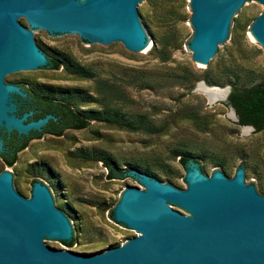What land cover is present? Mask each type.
<instances>
[{
  "label": "water",
  "instance_id": "95a60500",
  "mask_svg": "<svg viewBox=\"0 0 264 264\" xmlns=\"http://www.w3.org/2000/svg\"><path fill=\"white\" fill-rule=\"evenodd\" d=\"M257 3L264 7V0H190L192 61L207 68L232 43L236 17ZM145 6L146 0H0V129L28 135L53 118L27 122L31 113H16L14 97L25 93L11 82L50 71L25 21L55 41L83 39L102 49L123 45L132 55H146L154 39L140 16ZM251 33L264 45V10ZM200 84L226 89L221 102H227L230 87L200 82L195 92ZM186 168L185 191L134 169L132 177L145 190L126 188L112 216L138 236L91 256L55 250L51 240L74 239L75 245V224L44 184L34 182L32 196L24 198L19 180L3 170L0 264H264V196L250 185L244 169L207 177L194 163Z\"/></svg>",
  "mask_w": 264,
  "mask_h": 264
},
{
  "label": "rangeland",
  "instance_id": "374dc122",
  "mask_svg": "<svg viewBox=\"0 0 264 264\" xmlns=\"http://www.w3.org/2000/svg\"><path fill=\"white\" fill-rule=\"evenodd\" d=\"M177 5L180 7L181 16L180 20L173 24L172 30L175 31L178 47L171 49V58L167 63H160L148 53L132 55L123 45L102 49L90 47L89 42L83 39L55 41L52 35H43L32 29L26 21L22 24L32 32L39 45L67 53L81 65L91 68L97 76L117 82L125 90L126 111L145 114L155 126L162 127L159 133L149 134L128 132L90 122L87 129L67 131L61 138L45 136L42 140L30 142L28 147L18 154L17 163L13 168L3 167L0 161V172L8 169L19 180L22 197L30 198L32 183L39 181L49 188L51 195L59 202V208L60 205H65L76 213L78 220L68 216L75 224V245L68 248L62 242L51 240L55 250L91 256L119 247L138 236L114 219L113 210L126 188L145 190L143 183L132 177L134 168H137V161H145L155 168L152 171L154 180L185 191L188 188V168L178 164L179 158L172 159L173 152L181 149V146L192 144L195 147L191 151L193 156L200 154L199 148L203 147L209 156H222L229 162V167L226 168L216 166L207 159L198 160L203 170L196 166L207 177H211L216 171L224 175L228 170L237 172L239 166L244 163L256 168L257 174L250 169H245L244 173L251 178L250 185L254 190L264 196V128L260 133H255L254 130L237 126L230 108L223 105V102L209 103L204 93L194 91L200 82L207 85L203 72L208 66L204 68L192 61L189 43L194 29L190 23V0ZM263 10L264 7L257 3L236 17V22H239L242 30L239 41L241 40L242 48L246 45L245 58H237V63L255 73V84H264V45L253 37L251 29ZM150 41L153 42L151 37ZM231 47L232 43L217 55H223L224 60H227V51ZM233 53L237 56L235 51ZM217 55L209 62L211 66L208 69H211L213 74L219 73L215 69ZM184 67L191 68L198 77L191 92L185 84L167 86L160 90L141 89L132 74L126 75L134 70L167 71L170 68ZM224 81L227 82V79ZM12 83L25 85L30 89L35 85L77 89L90 95L94 90L92 81L67 76L62 67L58 71L50 70L36 77L24 74ZM215 87L224 88L229 85L224 83ZM90 107L97 109L99 106ZM182 109L196 110L205 116L210 122L208 131L200 133L189 123L181 122L176 114ZM78 149L90 155L106 153L117 162L120 171H127L126 177L108 180L102 162H84L78 159L75 156ZM42 163L47 165L51 175L44 173V177H35L28 172L30 165Z\"/></svg>",
  "mask_w": 264,
  "mask_h": 264
},
{
  "label": "trees",
  "instance_id": "16d2710c",
  "mask_svg": "<svg viewBox=\"0 0 264 264\" xmlns=\"http://www.w3.org/2000/svg\"><path fill=\"white\" fill-rule=\"evenodd\" d=\"M184 2L185 0H146L145 9L140 11L141 19L154 39L148 54L153 55L160 63H167L171 58V49L175 50L178 47L175 31L172 30V27L175 22L180 20L181 16L180 7L177 4ZM240 31H242L241 25L236 22L232 31V47L227 51L228 59L224 60L223 55H217L215 69L219 73L213 74L211 69H208L211 66L209 63L208 68L203 72V76L209 86L228 84L230 93L227 102L223 105L234 109L238 117L236 125L251 126L255 133H260L264 128V84L253 83L256 78L255 73L244 69L237 63V58H245L246 53V45L242 48L241 40L239 41V37L242 36ZM37 46L46 55L47 69L58 71L62 67L67 76L78 80L92 81L94 83L93 94L90 95L83 90L55 86L35 85L34 88L30 89L22 85L27 99L18 97L20 104L18 116L32 111L31 120L43 119L47 115H52L53 118L49 120L42 132H32L30 136L20 137L13 133L11 137L21 140V143L12 151L6 149L5 152L0 153V161L3 167L13 168L17 162V153L24 150L30 140L40 139L44 132L61 136L65 130L87 129L90 122L128 132L152 134L161 131L162 127L155 126L145 114L126 111L125 90L117 82L97 76L91 68L81 65L67 53L52 50L42 44ZM233 51L237 53V56L234 55ZM130 74H132L134 81L139 84L138 88L145 90H160L167 86L185 84L188 91L191 92L198 80L197 74L188 67L170 68L167 71L134 70L132 73H126L127 76ZM224 79H227V82ZM30 105L33 107L31 108ZM92 105L99 107L97 109L91 108ZM176 116L181 122L189 123L194 130L200 133L208 131L210 122L196 110L182 109L177 112ZM194 149L192 144L181 146V149L173 152L172 159L179 158L178 164L183 168L194 163L201 171L203 169L198 160L207 159L216 166L229 167V162L224 157L215 154L209 156L208 151L203 147L199 148L200 154L193 156L191 151ZM75 156L84 162L90 160L94 163L102 162L108 180L114 181L126 177L127 171H120L117 162L106 153L90 155L86 151L78 149ZM136 163V167L145 174L152 175V171L155 170L145 161H137ZM239 167L244 170L250 169L251 172L257 174L256 168L247 166V163L241 164ZM28 172L35 177H44V173L51 175L50 170L42 164L30 165ZM262 193L264 194V189H262ZM59 210L78 220L76 213L68 206L60 205ZM62 243L71 248L74 245V239Z\"/></svg>",
  "mask_w": 264,
  "mask_h": 264
},
{
  "label": "flooded vegetation",
  "instance_id": "af4514ba",
  "mask_svg": "<svg viewBox=\"0 0 264 264\" xmlns=\"http://www.w3.org/2000/svg\"><path fill=\"white\" fill-rule=\"evenodd\" d=\"M11 85H14V86H18L20 89H21V91L23 92V93H25L24 91H23V89H22V85H20V84H16V83H12ZM18 97H21V96H15L14 97V102L16 103V105H17V116H18V110H19V108H20V104H19V102H18ZM21 98H23V99H27V95H26V93H25V97H21ZM30 107L32 108L33 106L32 105H30ZM230 109H232L233 111H234V109L232 108V107H230V106H228ZM27 113H31V116H29L28 117V119H27V122H31V121H35V120H31L30 118L32 117V114H33V112L32 111H28ZM234 113H235V111H234ZM235 116H236V118H237V122H238V117H237V115H236V113H235ZM46 117V116H45ZM26 122V123H27ZM49 122V121H48ZM47 122V123H48ZM236 122V123H237ZM46 126V125H45ZM45 126H43L39 131H30L29 132V134L28 135H19L17 132H15V131H12L11 133H8L7 131H5V130H3V129H0V142H1V146H2V150L0 151V153H3V152H5L6 151V149H8L9 151H12V149L13 148H16L20 143H21V140H17V139H15V138H12L11 137V135L13 134V133H16L17 134V136L18 137H20V136H30L31 135V133L32 132H42V129L45 127ZM244 127V126H243ZM249 127H251V126H249ZM67 131H72V130H65L64 132H63V134L61 135V136H55V134H50V133H48V132H44V133H42V135H41V138L40 139H32V140H30V142H32V141H35V140H42L45 136L46 137H51V138H61V137H63V135L65 134V132H67ZM30 142H29V144H30ZM28 144V145H29ZM6 146V147H5ZM28 147V146H27ZM26 147V148H27ZM25 148V149H26ZM24 149V150H25ZM24 150H22V151H24ZM21 151V152H22ZM21 152H18L17 153V156H18V154L19 153H21ZM1 160V159H0ZM17 163V162H16ZM15 163V164H16ZM14 164V165H15ZM42 165H44L45 167L47 166V165H45L44 163H42ZM5 168H8V167H6L5 166ZM34 183V182H33ZM32 183V184H33ZM42 183V182H41ZM43 184V183H42ZM46 186V185H45ZM47 187V186H46ZM48 191H49V188H48ZM49 193H50V191H49ZM50 195H51V193H50ZM52 197V196H51Z\"/></svg>",
  "mask_w": 264,
  "mask_h": 264
},
{
  "label": "bare ground",
  "instance_id": "6f19581e",
  "mask_svg": "<svg viewBox=\"0 0 264 264\" xmlns=\"http://www.w3.org/2000/svg\"><path fill=\"white\" fill-rule=\"evenodd\" d=\"M252 34V33H251ZM253 35V34H252ZM254 37V36H253ZM152 44V43H151ZM197 65H201L200 63H197ZM202 66V65H201ZM204 66V65H203ZM198 92H202L206 95V97L208 98V100L211 103H214L215 101H221L224 100L227 94V90H221V89H207L206 87H204V85L200 84L198 85ZM234 119V117H233ZM248 129V128H246ZM194 175L191 174L190 175V181L193 179Z\"/></svg>",
  "mask_w": 264,
  "mask_h": 264
}]
</instances>
